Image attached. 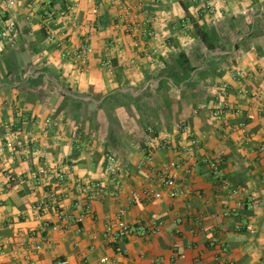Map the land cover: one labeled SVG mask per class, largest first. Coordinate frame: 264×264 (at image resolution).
<instances>
[{"label":"crops","instance_id":"1","mask_svg":"<svg viewBox=\"0 0 264 264\" xmlns=\"http://www.w3.org/2000/svg\"><path fill=\"white\" fill-rule=\"evenodd\" d=\"M207 3L214 16L200 13ZM134 4L16 0L0 19V78L4 61L12 73L0 84V264H264V117L254 96L264 79V0H143L141 12ZM133 23L152 26L158 40L128 34ZM196 26L216 34V50H204ZM82 43L88 71L77 74L67 55ZM180 53L195 68L184 80ZM237 69L249 76L235 80ZM222 82L239 115L216 121ZM5 125L20 130L14 156ZM148 128L160 142L151 166ZM107 154L121 166V187L90 201L76 184L109 183ZM168 162L181 165L177 188L189 197H169L159 177ZM39 169L59 198L43 209L46 188L30 181ZM58 170L66 186L52 177ZM121 209L132 233L112 241L105 228ZM44 222L59 229L43 234Z\"/></svg>","mask_w":264,"mask_h":264},{"label":"built area","instance_id":"2","mask_svg":"<svg viewBox=\"0 0 264 264\" xmlns=\"http://www.w3.org/2000/svg\"><path fill=\"white\" fill-rule=\"evenodd\" d=\"M117 0H111L112 4H115ZM16 0H0V19H2L6 13L10 12L15 7ZM134 9L135 11L141 12L144 10V4L143 0H134ZM97 10H94V13H96ZM202 15H210L214 16L217 13V10L211 3H207L200 11ZM61 17H67V12L63 11L60 13ZM154 20V18H149V23H151ZM184 22V21H183ZM130 25V24H129ZM88 26L90 24L88 23ZM62 30H65V27L62 28ZM126 32L130 35H137L138 33H142L144 37L149 39L150 41L156 42L158 40L157 34L154 31L152 26H149L148 24H145V26H141L139 23H133L131 26L126 27ZM5 37V34L0 35V42L2 38ZM50 42L52 44L57 45L58 47L61 45L58 43L56 37L54 34H50ZM90 53V48L88 44L82 43L79 48L73 51V53H70L67 55L69 60L74 65L77 74H84L88 71V55ZM152 62H154L152 60ZM131 65L134 64L133 61L130 62ZM106 67H109V62H105L103 64ZM247 75L243 70L237 69L232 77L235 80L244 79ZM215 90L217 91V107L212 112V118L216 121H221L225 119L228 115H239L238 110H232L230 109V105L228 103V97L230 93L229 84L227 82H222L220 84L214 85ZM240 95H247L248 91L246 89L241 88L239 90ZM255 98L257 100H261L263 105L260 107V114L264 117V79H263V87L259 89L257 93L254 94ZM19 116V115H18ZM4 128L7 130V138L5 141V149L8 150L10 156H14L17 154V152L22 147L21 143L19 142V136H20V130L13 129L10 125H5ZM147 132V139L143 143V149L146 153L145 159L149 166L153 165V154L156 150L160 148V142L158 140V137L156 135V132L152 128H148L146 130ZM191 148L189 149L190 155H193L194 150L198 147V140H192L191 141ZM4 148L0 149V152H3ZM260 151L264 152V145L260 148ZM220 160V156L211 160L209 163V167L213 170H217L218 162ZM181 169V165L176 162H168L163 164L159 169V177L162 181L163 186L169 193L170 198L175 197H189L192 192L188 188H177V177H178V171ZM105 172L109 177V183H87V184H80L77 183V191L81 195L85 196L90 201H95L98 198L106 197L109 195H112V192L110 190V186L115 187L116 189L121 187V180H120V173H121V166L116 159V157L112 154H107L105 156ZM52 177H54L56 184L59 186H66L68 184V178L66 177L65 173L63 171H55L52 172ZM48 171L45 169H39L37 172H33L30 174V181L31 184L35 188L44 187L46 188L45 194L43 197V200L40 202L38 209H43L46 206L47 202H57L59 200L56 190L53 187H49L47 185L43 184V179L48 177ZM232 195H237L238 192L233 190ZM153 195V193L150 191V193ZM124 210L121 209L113 223H108L106 225V233L108 236L111 237L112 241H117L118 239H121L124 236H128L132 233V230H130L129 226L124 221ZM66 220H69L66 216H61L60 221L62 223L66 222ZM59 229V226L56 225H50L47 222L42 223L41 232L44 234L48 230H57ZM176 258L174 257L172 259V263L175 264ZM107 260L102 259L101 263H105ZM55 264H69L68 261H58Z\"/></svg>","mask_w":264,"mask_h":264},{"label":"trees","instance_id":"3","mask_svg":"<svg viewBox=\"0 0 264 264\" xmlns=\"http://www.w3.org/2000/svg\"><path fill=\"white\" fill-rule=\"evenodd\" d=\"M196 33H197L200 43L204 46V50L210 51V52H213L214 50H216L218 46L217 44L214 43L216 34L212 30H209L207 27H204V26H201V27L196 26ZM177 66L180 69V72L182 73L181 80L188 78L189 74L195 70V68L191 67L188 58L183 53H180L178 55ZM1 67H2V77L0 78V84H9V81H10L9 76L12 73L8 70L5 61L3 62V65H1ZM175 84L176 82L174 79L173 85Z\"/></svg>","mask_w":264,"mask_h":264}]
</instances>
